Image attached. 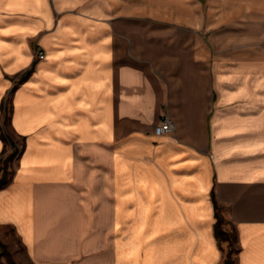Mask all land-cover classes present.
<instances>
[{"label": "crops", "instance_id": "obj_1", "mask_svg": "<svg viewBox=\"0 0 264 264\" xmlns=\"http://www.w3.org/2000/svg\"><path fill=\"white\" fill-rule=\"evenodd\" d=\"M216 4L210 21L186 1L167 21L126 0L77 19L29 9L40 26L7 56L18 82H0L24 142L0 230L29 264H222L218 213L237 264H264V0Z\"/></svg>", "mask_w": 264, "mask_h": 264}, {"label": "rangeland", "instance_id": "obj_2", "mask_svg": "<svg viewBox=\"0 0 264 264\" xmlns=\"http://www.w3.org/2000/svg\"><path fill=\"white\" fill-rule=\"evenodd\" d=\"M44 1V0H42ZM50 7L54 10L55 7L64 8L63 13H58L61 17L71 16L75 19L80 12L89 13L94 12L104 7L110 2H113V6L118 7L120 0H47ZM130 17L132 18H142V19H160V20H170L171 16L164 14L168 11V6L172 5H184V2L192 3L193 7H198L201 11L206 14L207 21H210L216 17V2L217 0H126ZM36 0H0V82L3 84H9L11 81L12 85L18 82L19 77L16 75H9L7 69L9 59L7 56L11 51V44H18L19 40L16 39L20 33L19 28L28 27V25L34 27L40 26V19L38 15L33 14V21H30L29 9H36L34 4ZM58 4V5H57ZM61 12V11H60ZM156 12V13H154ZM133 14V15H132ZM56 15V17H57ZM60 17V16H59ZM79 20V19H78ZM29 28V27H28ZM40 31V30H39ZM18 33V34H17ZM11 34V35H10ZM12 36V37H11ZM17 36V37H16ZM38 37V41L36 38ZM37 37H29V49L31 51V58L33 62V67L44 59H41L39 54L41 47L39 46L40 34ZM46 57V56H45ZM2 60V61H1ZM11 73V72H10ZM22 77V76H21ZM1 119H0V134L4 138V150L0 156V189L8 185L16 171L19 163V156L24 146L22 139L17 137L11 126V110H12V100L13 94L8 90L6 94L1 96ZM6 178V179H5ZM225 222V221H224ZM234 228L233 224L224 223L223 229L228 235H232ZM0 264H29L27 258L22 249L17 248V251L12 249L14 243L17 239L15 238L14 232L8 229L0 230ZM235 238L234 236H232ZM233 245L231 246L228 242L224 243V248L226 253L224 254V259L227 253L232 249L237 251V238L233 239ZM235 240V241H234ZM18 242V241H17ZM19 244V242H18ZM15 251V252H14ZM232 259L234 264H237V253L233 255Z\"/></svg>", "mask_w": 264, "mask_h": 264}, {"label": "trees", "instance_id": "obj_3", "mask_svg": "<svg viewBox=\"0 0 264 264\" xmlns=\"http://www.w3.org/2000/svg\"><path fill=\"white\" fill-rule=\"evenodd\" d=\"M5 138V137H4ZM3 138V139H4ZM6 179V178H5ZM224 220L223 217L221 215H219V213L217 214V223L215 226L216 229V236L217 239L222 247V251L224 252V254L226 253L225 248L223 247L224 243L226 242H230L229 244L232 246L233 242H232V236H234L235 238H237V233L236 231L233 229L232 232H234L232 235H228L227 232L223 229V224H224ZM233 238V239H235ZM235 241V240H234ZM238 253V250H231L229 251V253H227L226 258L224 259V262L222 264H234V260L232 259L233 255Z\"/></svg>", "mask_w": 264, "mask_h": 264}, {"label": "built area", "instance_id": "obj_4", "mask_svg": "<svg viewBox=\"0 0 264 264\" xmlns=\"http://www.w3.org/2000/svg\"><path fill=\"white\" fill-rule=\"evenodd\" d=\"M41 59L45 58V54L43 52L38 53ZM175 131L174 122L166 117L162 120V122L156 127L155 134L157 136H163L167 134H171Z\"/></svg>", "mask_w": 264, "mask_h": 264}]
</instances>
